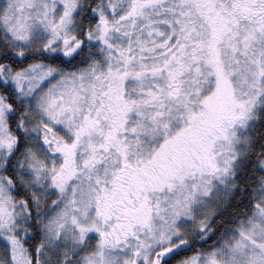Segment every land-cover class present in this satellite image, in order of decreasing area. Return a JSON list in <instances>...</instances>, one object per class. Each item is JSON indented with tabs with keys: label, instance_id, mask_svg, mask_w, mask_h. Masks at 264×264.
Masks as SVG:
<instances>
[{
	"label": "snow or ice",
	"instance_id": "obj_1",
	"mask_svg": "<svg viewBox=\"0 0 264 264\" xmlns=\"http://www.w3.org/2000/svg\"><path fill=\"white\" fill-rule=\"evenodd\" d=\"M0 264H264V0H0Z\"/></svg>",
	"mask_w": 264,
	"mask_h": 264
}]
</instances>
